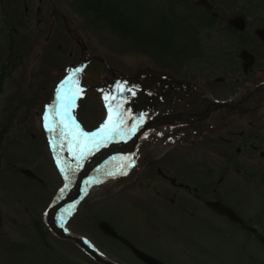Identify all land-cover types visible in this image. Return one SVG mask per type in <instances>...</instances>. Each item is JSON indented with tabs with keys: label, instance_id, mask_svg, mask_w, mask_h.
<instances>
[{
	"label": "flooded vegetation",
	"instance_id": "af4514ba",
	"mask_svg": "<svg viewBox=\"0 0 264 264\" xmlns=\"http://www.w3.org/2000/svg\"><path fill=\"white\" fill-rule=\"evenodd\" d=\"M167 9L166 14L175 9L194 17L200 31L222 34L221 52L233 53L229 57L235 65L243 69V50L254 55V62L243 78L229 75L226 84L208 92L213 99L240 103L233 112L224 108L207 120L148 131L138 185L152 208L147 204L145 221L126 236L167 264H224L219 255L228 242H237L259 264L264 243V165L259 162L264 159V0H172ZM79 15L70 0H0V53L13 57L25 40L32 48L43 40L58 51L69 48L83 30ZM166 77L156 86L163 96L150 110L169 116L199 106L193 98L196 82L208 76ZM181 83L186 94L193 93L185 100L177 89ZM207 201L233 208L251 228L215 212Z\"/></svg>",
	"mask_w": 264,
	"mask_h": 264
},
{
	"label": "rangeland",
	"instance_id": "374dc122",
	"mask_svg": "<svg viewBox=\"0 0 264 264\" xmlns=\"http://www.w3.org/2000/svg\"><path fill=\"white\" fill-rule=\"evenodd\" d=\"M146 1L144 0L145 3L141 0L111 1L109 12L113 15L108 13V16L115 19L113 26L104 27L95 14L91 12L90 15L85 14L84 20L91 21L94 27L91 28L85 23L89 32L86 31V35L96 45L93 44L97 50L107 53L111 58L114 57L116 64L125 66L126 69H132L141 63L152 65L155 62L159 67H167L173 71H178L177 65L182 63L190 66L192 62L187 55L191 53L190 43H193L194 38L185 33V25L189 20L160 17L150 19V14L159 16V11L155 6L158 12L152 13V6L149 5L148 9ZM196 37L200 44L217 43L220 40L219 36ZM102 39L106 41V45ZM113 48L116 50L131 48V51L114 52ZM70 51L72 49L68 50ZM48 52L52 54L49 58L40 60L38 75H35L34 79V72L29 74L28 68H35V65L29 64L25 54L18 62L19 67L16 66L18 73L9 74L0 87V264H52L46 253L49 249L44 246L45 243L68 252L81 264H95L85 253L78 251L75 245L48 238L49 230L42 222L43 211L57 186L56 173L60 172V169L55 159L61 152L50 130L45 127L43 121H37L31 109L35 107L37 100L43 97L42 92L43 90L45 92L44 88L48 81L52 80L62 65L69 64L72 60L68 56L64 58L55 56L52 49ZM227 60L229 68H222L212 75L222 73L226 76L227 73H231L243 78L240 66L235 65L229 56ZM47 66L49 70L46 72L44 68ZM100 68L98 74L101 72ZM24 77H31L29 85L22 84ZM44 79L45 85L40 90L39 82ZM47 90L48 87L46 92ZM75 105L77 112L72 110V102L67 107L71 122L67 121L66 128L73 125L77 132L87 133L89 128L97 130L109 115L96 100L93 91L85 92L78 100V105L77 103ZM259 162L264 165V159ZM23 167L37 171L45 179V184L48 181L50 186L45 189L36 182L25 179L21 173ZM261 171L264 172V169ZM96 196L97 193L92 192L90 201ZM88 202L87 200L80 202L78 215L70 227L93 237L97 245L112 257L119 253V248L112 239L102 236L97 231L98 217L127 231L141 226L146 219L143 214L148 208L147 204L151 207L150 200L146 199L144 193L128 194L126 190L121 191L112 200L102 202L98 200L96 203L93 201L91 202L93 204ZM36 223L44 233L36 228ZM15 245L20 249H16ZM222 248L220 254H223L224 264H243L239 258L241 253L235 246L224 244ZM54 255L60 262L66 263L59 253ZM117 260L121 264H126L124 257Z\"/></svg>",
	"mask_w": 264,
	"mask_h": 264
},
{
	"label": "snow or ice",
	"instance_id": "6c2138e0",
	"mask_svg": "<svg viewBox=\"0 0 264 264\" xmlns=\"http://www.w3.org/2000/svg\"><path fill=\"white\" fill-rule=\"evenodd\" d=\"M118 87H119V86H118ZM76 91L79 92V91H81V90H80L79 88H77ZM58 95H59V93H58ZM73 95H75V93H73ZM105 100H108V97H105ZM70 104H71V98L68 99V101H67L66 104H65V107H66V108L69 107ZM66 114H67V113H65V115H66ZM44 119H45V127L48 128V129L51 131V128H50V126H49L48 123H47V116H45ZM111 120H112V117H111V115H109V117H108V122H106L104 125H102L101 128L98 129L96 133H83V132H81V135H86V136L97 135V136H98V135L101 134V132H105L106 130H108V131H112L113 129L110 128Z\"/></svg>",
	"mask_w": 264,
	"mask_h": 264
},
{
	"label": "water",
	"instance_id": "95a60500",
	"mask_svg": "<svg viewBox=\"0 0 264 264\" xmlns=\"http://www.w3.org/2000/svg\"><path fill=\"white\" fill-rule=\"evenodd\" d=\"M27 174H29V175H31V173L29 172V171H25ZM105 224H103L102 225V228H103V226H104ZM105 229V228H104ZM138 253V255L142 258V259H145L144 258V256H142L139 252H137ZM152 263H153V261H152Z\"/></svg>",
	"mask_w": 264,
	"mask_h": 264
},
{
	"label": "bare ground",
	"instance_id": "6f19581e",
	"mask_svg": "<svg viewBox=\"0 0 264 264\" xmlns=\"http://www.w3.org/2000/svg\"><path fill=\"white\" fill-rule=\"evenodd\" d=\"M68 213H69V212H67V211H63V212L61 213V219H63Z\"/></svg>",
	"mask_w": 264,
	"mask_h": 264
}]
</instances>
